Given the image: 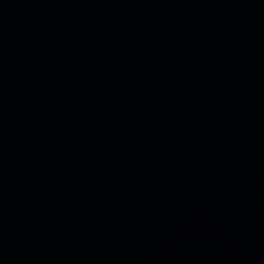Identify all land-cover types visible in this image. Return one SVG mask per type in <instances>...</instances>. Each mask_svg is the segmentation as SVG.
<instances>
[{"label": "water", "instance_id": "water-1", "mask_svg": "<svg viewBox=\"0 0 264 264\" xmlns=\"http://www.w3.org/2000/svg\"><path fill=\"white\" fill-rule=\"evenodd\" d=\"M0 264H264V0H0Z\"/></svg>", "mask_w": 264, "mask_h": 264}]
</instances>
